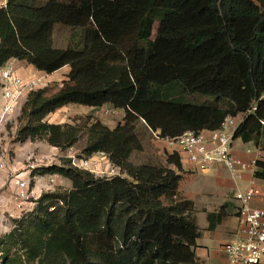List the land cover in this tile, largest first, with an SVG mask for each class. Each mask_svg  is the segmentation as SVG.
I'll return each mask as SVG.
<instances>
[{
  "label": "trees",
  "instance_id": "16d2710c",
  "mask_svg": "<svg viewBox=\"0 0 264 264\" xmlns=\"http://www.w3.org/2000/svg\"><path fill=\"white\" fill-rule=\"evenodd\" d=\"M57 29L67 31L63 48ZM9 60L46 75L68 67L55 92L28 94L17 138L65 150L83 135L85 157L103 153L127 178L99 179L69 161L44 170L71 189L42 194L14 222L0 237V264H198L193 203L175 189L180 158L133 165L143 151L138 124L163 139L243 115L233 140L264 150V0H7L0 67ZM67 105H109L123 122L44 121ZM253 177L264 181V163ZM222 209L207 214L208 230Z\"/></svg>",
  "mask_w": 264,
  "mask_h": 264
},
{
  "label": "rangeland",
  "instance_id": "374dc122",
  "mask_svg": "<svg viewBox=\"0 0 264 264\" xmlns=\"http://www.w3.org/2000/svg\"><path fill=\"white\" fill-rule=\"evenodd\" d=\"M156 29L157 25L153 31V35L156 33ZM67 37L66 30L57 29L54 36L55 47L63 48L66 45ZM65 70L68 72V67H64L60 71L53 73L54 75L51 74L50 77L38 71V73L33 72V74H36V77H44L46 82L45 88L51 94L56 91L57 87H60L62 82L67 80ZM26 100H22L14 113L6 120H3L0 125V163L4 165L3 169L0 170V237L11 231L15 221L32 213L38 207L39 197L42 194L66 193L71 189V186L67 189L60 181H56L57 177L59 180L62 177L44 174V170L48 168L62 167L69 161L70 166L89 172L99 179L108 180L117 176L127 178L126 174L121 173L118 167L111 165L104 155L97 153L91 157H85L82 149L84 148L86 137L83 135L79 137L77 143L65 150L51 147L42 139L32 142L20 141L17 138V131L27 123V118L22 114V108ZM199 101H203V99ZM120 111L122 110H116L113 107H89L88 110L87 107L84 109L83 106L75 107L67 105L48 115L44 121L51 124H77L82 126L85 123V118L90 117L91 122L98 120L104 126L114 129L123 122L121 115L124 112L120 113ZM138 131L143 151L132 154L130 162L135 166L145 163H163L166 155L165 143L158 140L142 122L138 124ZM232 147L238 151L253 150L250 145H243L240 140H234ZM112 170L114 173L111 172ZM13 173H26L25 177L27 176L28 179V200L32 204L19 205L15 200L16 189L13 186H9V181L14 176ZM212 176V173L201 175L191 170L189 172H182L179 181L175 185L178 196L188 199L184 195L186 193L188 196L192 195L194 198L196 197L200 205L208 204L210 206L217 199L216 197L209 196L213 194L212 192L205 191L208 187L210 188L211 183H204V181L207 179L209 182L212 180ZM50 180H53V182L51 183ZM2 183H5V185L1 186ZM236 183L238 189L233 190V194L231 193L232 197L237 190L244 191L249 185L248 183H242L240 180H237ZM39 184L42 187L38 191H35L36 186ZM196 218L199 223L205 222L204 215L201 212L197 213ZM233 240L234 236L223 237L221 246H219L220 244L217 246L218 249L220 248L221 250L224 243ZM21 264L32 263L22 262Z\"/></svg>",
  "mask_w": 264,
  "mask_h": 264
},
{
  "label": "built area",
  "instance_id": "2783aa9c",
  "mask_svg": "<svg viewBox=\"0 0 264 264\" xmlns=\"http://www.w3.org/2000/svg\"><path fill=\"white\" fill-rule=\"evenodd\" d=\"M6 3L7 0H2L0 9L5 8ZM45 87L44 77H36V74H33L22 78L9 63L0 67V125L14 113L22 100H26L29 93ZM243 117H227L214 131H185L177 137L163 139L158 138L157 132L155 137L164 142L172 150L171 153H176L180 161L195 173L208 174L216 166H222L233 177H240L247 172L254 173L259 157L258 151L256 157L250 161H242L233 155V134ZM246 153L251 151L246 150ZM3 167L0 163V170ZM111 172L114 173L113 170ZM25 174L13 173V179L9 181L16 189L15 200L19 205L32 204L28 200V179ZM248 184L244 191L237 190L233 196L237 204L235 239L224 243L221 249L228 264H264V210L251 206L254 198H261L260 192L254 186L253 176Z\"/></svg>",
  "mask_w": 264,
  "mask_h": 264
},
{
  "label": "crops",
  "instance_id": "0c3cea01",
  "mask_svg": "<svg viewBox=\"0 0 264 264\" xmlns=\"http://www.w3.org/2000/svg\"><path fill=\"white\" fill-rule=\"evenodd\" d=\"M2 0H0L1 3ZM11 64L14 66L18 75L22 78H27L33 75V72L36 73V70L27 65L24 61H16V60H9L6 64ZM3 65V67H4ZM63 69V68H62ZM60 71V70H59ZM63 71V70H62ZM68 73L66 70L64 71ZM54 75V74H53ZM50 77L51 75H47ZM77 107L76 105H73ZM104 107H111L109 105H105ZM89 110V107H87ZM85 109V107H84ZM122 113V111H120ZM124 114L121 115V120H123ZM110 129V128H109ZM152 134L154 136L157 135V132ZM239 140V139H237ZM241 142V141H240ZM164 143V142H163ZM242 143V142H241ZM243 144V143H242ZM243 145H250L252 147L251 153H246L245 151H238L232 147L233 155L242 160V161H250L251 159L256 157V152L258 151L259 157L258 161L264 163V150L255 149L252 144H243ZM166 154H170L172 152L167 146H165ZM182 172L190 171L188 166H186L183 162H181ZM256 170V169H255ZM254 170V171H255ZM210 173H212V180L208 182L206 179L204 183H211L210 188L208 187L205 191H210L213 194L209 195L210 197H216V201L210 206L207 205H200L196 197L192 195L184 194L188 197L187 200H190L193 203L194 207V215L200 230V236L196 240V250L195 254L197 257L198 264H228L226 256L221 252L220 248L218 249V244L221 246V240L223 237L234 236L237 229V220H236V211H237V204L233 200L232 194L234 189H238V185L236 183L237 180H240L242 183H249L250 179L253 176V173H244L240 177H233L230 172H228L222 166H216ZM208 173V174H210ZM208 174H201V175H208ZM254 179V186L260 192V197L254 198L251 202V206L254 209L264 210V181ZM56 181H60L65 188H69L71 183L66 179H60L57 177ZM5 185L2 183L1 186ZM9 186H13V183L9 184ZM42 187V185H37L35 191ZM9 190V189H8ZM230 192V193H229ZM232 193V194H231ZM4 199V197H2ZM223 207L222 214L223 219L220 221L218 225H216L215 229L208 230V222H207V214L209 213H217L219 209ZM198 212L203 213L205 222L199 223L197 221L196 215ZM200 218V216L198 215ZM234 224V225H233Z\"/></svg>",
  "mask_w": 264,
  "mask_h": 264
}]
</instances>
